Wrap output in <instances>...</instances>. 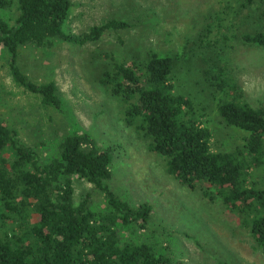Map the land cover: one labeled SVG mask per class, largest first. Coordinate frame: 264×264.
Returning <instances> with one entry per match:
<instances>
[{
  "label": "trees",
  "instance_id": "16d2710c",
  "mask_svg": "<svg viewBox=\"0 0 264 264\" xmlns=\"http://www.w3.org/2000/svg\"><path fill=\"white\" fill-rule=\"evenodd\" d=\"M240 1L247 7L255 0ZM71 4V0H0V48L8 54L10 75L45 105L62 103L59 89L52 80L35 82L19 66L22 48L49 49L55 39L82 45L98 40L105 31L134 24L109 18L79 34L65 32ZM12 6L17 14L11 24L3 15ZM227 14L223 10L210 15L200 39L218 56L234 35ZM235 36L242 43L264 45V25ZM112 56L103 53L112 66L102 72L99 82L120 100L125 124L147 140L149 151L164 157L166 172L179 183L199 187L203 196L219 199L236 214L264 254V108L238 99L241 90L225 67L211 71L214 89L233 94L217 103L218 114L226 124L247 132L242 146L213 150L205 109L176 91L170 55L149 51L143 59ZM44 155L0 117V264H183L158 253L147 241L122 234L121 229L133 223L145 227L152 204L132 205L111 188V155L89 132L65 133L54 154ZM80 177L103 196V206L96 205L92 192L75 200L74 182Z\"/></svg>",
  "mask_w": 264,
  "mask_h": 264
},
{
  "label": "rangeland",
  "instance_id": "374dc122",
  "mask_svg": "<svg viewBox=\"0 0 264 264\" xmlns=\"http://www.w3.org/2000/svg\"><path fill=\"white\" fill-rule=\"evenodd\" d=\"M71 2L63 23L65 32L79 34L109 18L134 24L105 31L98 40L82 45L55 39L49 49L29 46L20 50L18 64L32 80L56 83L62 98L59 106L43 104L38 94L17 84L9 72L8 54L0 48L1 119L44 157L53 155L57 140L74 130L89 132L99 147L106 148L111 155V188L132 205L152 204L145 227L133 223L121 229L127 239L147 241L158 253L183 264H264V254L239 225V217L229 213L219 199L209 200L199 187L190 189L168 174L164 157L149 151L147 140L125 124L120 100L99 82L102 72L112 66L104 52L115 60L143 59L149 51L170 55L176 91L205 109L212 149L240 147L247 132L226 124L217 111V103L233 94L214 89L209 74L225 67L241 90L238 99L264 108V45L242 43L235 36L264 25V0L247 7L240 0ZM223 10L228 12L227 25L234 35L218 56L200 39L207 18ZM4 14L12 24L16 7ZM74 187L76 201L92 192L96 205H104L103 196L86 179L78 178Z\"/></svg>",
  "mask_w": 264,
  "mask_h": 264
}]
</instances>
